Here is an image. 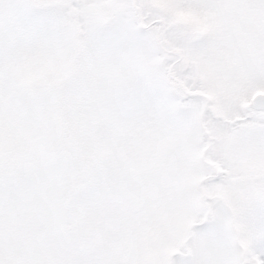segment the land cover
I'll return each mask as SVG.
<instances>
[{"label": "snow or ice", "instance_id": "1", "mask_svg": "<svg viewBox=\"0 0 264 264\" xmlns=\"http://www.w3.org/2000/svg\"><path fill=\"white\" fill-rule=\"evenodd\" d=\"M0 264H264V0H0Z\"/></svg>", "mask_w": 264, "mask_h": 264}]
</instances>
